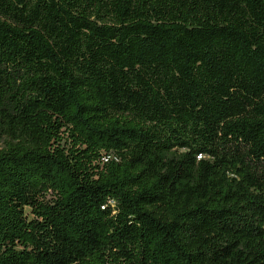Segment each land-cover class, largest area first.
I'll use <instances>...</instances> for the list:
<instances>
[{
    "label": "trees",
    "instance_id": "obj_1",
    "mask_svg": "<svg viewBox=\"0 0 264 264\" xmlns=\"http://www.w3.org/2000/svg\"><path fill=\"white\" fill-rule=\"evenodd\" d=\"M0 264H264V0H0Z\"/></svg>",
    "mask_w": 264,
    "mask_h": 264
}]
</instances>
